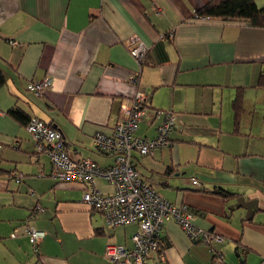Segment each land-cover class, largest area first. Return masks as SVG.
I'll list each match as a JSON object with an SVG mask.
<instances>
[{"label":"crops","instance_id":"obj_1","mask_svg":"<svg viewBox=\"0 0 264 264\" xmlns=\"http://www.w3.org/2000/svg\"><path fill=\"white\" fill-rule=\"evenodd\" d=\"M210 1L0 0V264H111L108 245L130 247L138 225L110 227L84 203L85 184L54 179L49 157L8 112L18 106L48 122L73 160L107 168L115 160L94 137L112 131L137 91L146 96L139 137L157 135V112L176 117L169 146L134 153L137 170L168 201L187 204L197 226L223 237L194 244L167 221L148 264H264V28L201 19ZM134 35L150 48L138 85L125 45ZM46 78L44 95L27 89ZM95 183L115 192L102 178ZM30 224L47 232L38 245L26 236Z\"/></svg>","mask_w":264,"mask_h":264},{"label":"built area","instance_id":"obj_2","mask_svg":"<svg viewBox=\"0 0 264 264\" xmlns=\"http://www.w3.org/2000/svg\"><path fill=\"white\" fill-rule=\"evenodd\" d=\"M205 19V18H201ZM131 56L138 64L139 72L130 77L133 84H139L149 46L137 35L126 42ZM51 87V79L30 82L27 89L37 96L44 95ZM146 111V96L142 91L122 104L120 114L111 132H98L94 137L96 149L114 158L115 163L107 168L100 167L90 158L73 160L67 149L63 134L48 122L32 117L26 130L39 153H45L52 165L51 176L58 182H80L87 186L83 201L99 210L110 227H121L136 223L132 246L108 245L105 256L111 264H148V259L160 249V235L167 221H175L194 244L210 246L213 242L223 241L219 234L195 224V214L187 204L168 201L148 182L134 164L133 155H153L162 147L169 146L170 134L176 126L172 111L157 112L164 119L153 138H142L137 131ZM40 175H43L41 172ZM102 178L113 184L115 192L104 195L97 189L95 178ZM20 182V179H17ZM194 184H199L197 180ZM38 210H42L39 206ZM29 241L38 245L47 232L27 225L25 228Z\"/></svg>","mask_w":264,"mask_h":264},{"label":"trees","instance_id":"obj_3","mask_svg":"<svg viewBox=\"0 0 264 264\" xmlns=\"http://www.w3.org/2000/svg\"><path fill=\"white\" fill-rule=\"evenodd\" d=\"M197 16L206 19H226L229 21L245 22L254 28H264V7H258L255 0H211L202 9L198 10ZM261 77L264 78V74ZM3 82L4 76L0 72V87L3 85ZM241 103L242 97L240 95L236 96L234 108L237 112L240 109ZM8 114L20 125L25 126V128L31 119L18 106H14L9 110Z\"/></svg>","mask_w":264,"mask_h":264},{"label":"rangeland","instance_id":"obj_4","mask_svg":"<svg viewBox=\"0 0 264 264\" xmlns=\"http://www.w3.org/2000/svg\"><path fill=\"white\" fill-rule=\"evenodd\" d=\"M132 246V243H131V245H130V247Z\"/></svg>","mask_w":264,"mask_h":264},{"label":"bare ground","instance_id":"obj_5","mask_svg":"<svg viewBox=\"0 0 264 264\" xmlns=\"http://www.w3.org/2000/svg\"><path fill=\"white\" fill-rule=\"evenodd\" d=\"M247 254V253H246Z\"/></svg>","mask_w":264,"mask_h":264}]
</instances>
